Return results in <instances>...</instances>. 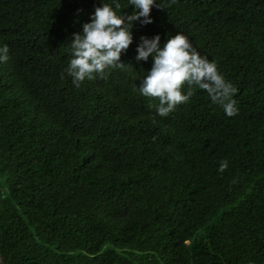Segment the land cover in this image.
Listing matches in <instances>:
<instances>
[{
    "label": "trees",
    "instance_id": "obj_1",
    "mask_svg": "<svg viewBox=\"0 0 264 264\" xmlns=\"http://www.w3.org/2000/svg\"><path fill=\"white\" fill-rule=\"evenodd\" d=\"M103 2L0 0L5 264H264V0H155L121 55L134 70L76 87L70 41ZM180 33L237 88V115L198 87L167 117L149 107L140 38Z\"/></svg>",
    "mask_w": 264,
    "mask_h": 264
},
{
    "label": "clouds",
    "instance_id": "obj_2",
    "mask_svg": "<svg viewBox=\"0 0 264 264\" xmlns=\"http://www.w3.org/2000/svg\"><path fill=\"white\" fill-rule=\"evenodd\" d=\"M129 4L135 7V11L131 15H122L121 11L118 12L121 4L117 0L112 4L103 2L102 6L95 8L91 22L83 24V33L73 35L70 41L72 59L65 72L73 78L76 87L86 78L95 79L97 73L103 77L109 68H132L121 62V55L133 44L134 22L140 21L143 25L153 23L152 9L159 6L155 0H129ZM140 39L136 60L147 61L152 56L154 64L143 79L139 92L159 101L158 105L150 104L149 107H154L160 117H167L178 105L189 102L197 87L205 90L211 101L221 105L229 117L238 114L233 99L237 88L225 81L215 62L200 56L187 36L181 33L172 36L163 47L159 35L152 39L142 36ZM8 51L7 45L0 49L3 53L0 59L5 62L9 59ZM185 85L188 86L186 94L183 92ZM227 166V161L221 162L220 171L223 172Z\"/></svg>",
    "mask_w": 264,
    "mask_h": 264
},
{
    "label": "water",
    "instance_id": "obj_3",
    "mask_svg": "<svg viewBox=\"0 0 264 264\" xmlns=\"http://www.w3.org/2000/svg\"><path fill=\"white\" fill-rule=\"evenodd\" d=\"M0 262L1 264H5L3 257L0 255Z\"/></svg>",
    "mask_w": 264,
    "mask_h": 264
}]
</instances>
